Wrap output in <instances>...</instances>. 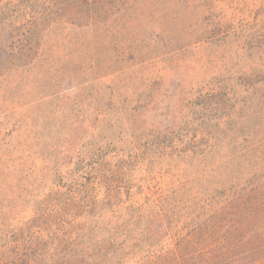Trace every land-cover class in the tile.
<instances>
[{
	"label": "rangeland",
	"instance_id": "1",
	"mask_svg": "<svg viewBox=\"0 0 264 264\" xmlns=\"http://www.w3.org/2000/svg\"><path fill=\"white\" fill-rule=\"evenodd\" d=\"M57 6L0 37L5 232L98 200L114 251L264 262V0Z\"/></svg>",
	"mask_w": 264,
	"mask_h": 264
},
{
	"label": "trees",
	"instance_id": "2",
	"mask_svg": "<svg viewBox=\"0 0 264 264\" xmlns=\"http://www.w3.org/2000/svg\"><path fill=\"white\" fill-rule=\"evenodd\" d=\"M59 1L0 0V37L11 33L17 23L33 24L46 10L57 8ZM85 202L41 200L25 218L18 215L10 220L15 225L12 230L5 232L9 227L0 222V264H149L158 260L180 264L179 252L171 246L161 257L140 249L114 251V242L100 233V225H94L93 210L101 201ZM80 206L82 214L71 217L69 211H78ZM18 207L13 204L9 211L17 215Z\"/></svg>",
	"mask_w": 264,
	"mask_h": 264
}]
</instances>
